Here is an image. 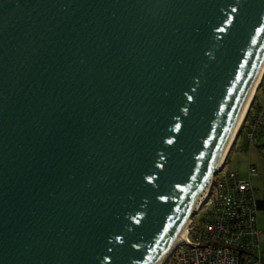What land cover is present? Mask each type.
I'll use <instances>...</instances> for the list:
<instances>
[{"label":"water","instance_id":"obj_1","mask_svg":"<svg viewBox=\"0 0 264 264\" xmlns=\"http://www.w3.org/2000/svg\"><path fill=\"white\" fill-rule=\"evenodd\" d=\"M264 58V0H0V264H158Z\"/></svg>","mask_w":264,"mask_h":264},{"label":"built area","instance_id":"obj_2","mask_svg":"<svg viewBox=\"0 0 264 264\" xmlns=\"http://www.w3.org/2000/svg\"><path fill=\"white\" fill-rule=\"evenodd\" d=\"M260 89L238 132L246 130L253 144L264 131V96L257 99ZM257 212L248 182L219 168L201 204L190 214L183 237L160 264H264Z\"/></svg>","mask_w":264,"mask_h":264},{"label":"crops","instance_id":"obj_3","mask_svg":"<svg viewBox=\"0 0 264 264\" xmlns=\"http://www.w3.org/2000/svg\"><path fill=\"white\" fill-rule=\"evenodd\" d=\"M264 76L261 81V89L258 93V100L264 96ZM263 92V93H261ZM242 133L237 136L229 155L225 161V166L230 162L229 158L234 157L237 160V165L233 168L234 172L239 178L248 182L251 187L252 193L258 202L257 223L258 218L261 219V228L259 235V248H261V240L264 241V131L261 133L259 140L256 144L250 143L244 133L245 145L237 144L238 138ZM260 225V224H259ZM258 225V226H259ZM263 250V249H260ZM264 251V250H263ZM264 256V255H263Z\"/></svg>","mask_w":264,"mask_h":264},{"label":"bare ground","instance_id":"obj_4","mask_svg":"<svg viewBox=\"0 0 264 264\" xmlns=\"http://www.w3.org/2000/svg\"><path fill=\"white\" fill-rule=\"evenodd\" d=\"M264 76V58L263 61L260 65V68L256 74V77L250 87V90L234 120V123L232 125L231 131L229 133V136L225 142V144L223 145L222 149L219 152V155L217 157V160L215 162V166H214V170H217L218 168L223 167L229 152L233 146V143L235 142L237 136H238V132L243 124V120L245 118V115L247 113V110L255 96V94L258 91V88L261 85V81L262 78ZM210 180L211 177L208 179V181L206 182L205 186L203 187V190L201 191L199 197L197 198V200L195 201L194 205H193V209L191 211V213L201 204L202 199L204 198L209 184H210ZM190 213V214H191ZM190 217V216H189ZM189 217H187L184 222L182 223V225L180 226V228L178 229V231L175 233L169 247L167 248V251L165 252L164 256L161 258L160 262L158 264H160L165 258L166 256L169 254V252L176 246V244L181 240V237H183V234L185 233L188 221H189Z\"/></svg>","mask_w":264,"mask_h":264},{"label":"rangeland","instance_id":"obj_5","mask_svg":"<svg viewBox=\"0 0 264 264\" xmlns=\"http://www.w3.org/2000/svg\"><path fill=\"white\" fill-rule=\"evenodd\" d=\"M264 92V91H263ZM263 92H261V93H263ZM246 130H243L241 133V135H240V137L238 138V141H237V144H238V146L239 145H245V139H244V132H245ZM235 155H233L232 157H230L229 158V160H230V162H228V164L225 166V164L223 165V169H225V170H232L236 165H237V160H236V158L234 157ZM230 166H232L233 168H230ZM260 220L261 219H259L258 218V223H257V225H259L258 227H260L261 228V222H260ZM260 241L262 242L261 243V248L260 249H263L264 250V241L263 240H261V237H260ZM263 250H260V252L264 255V251Z\"/></svg>","mask_w":264,"mask_h":264},{"label":"trees","instance_id":"obj_6","mask_svg":"<svg viewBox=\"0 0 264 264\" xmlns=\"http://www.w3.org/2000/svg\"><path fill=\"white\" fill-rule=\"evenodd\" d=\"M261 88V85H260V87L258 88V90ZM258 92V91H257Z\"/></svg>","mask_w":264,"mask_h":264}]
</instances>
